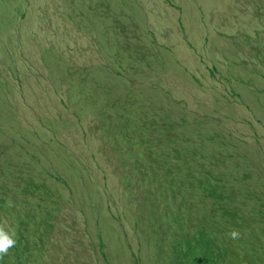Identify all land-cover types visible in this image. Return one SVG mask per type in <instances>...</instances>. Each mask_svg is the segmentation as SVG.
Returning a JSON list of instances; mask_svg holds the SVG:
<instances>
[{
    "label": "rangeland",
    "instance_id": "1",
    "mask_svg": "<svg viewBox=\"0 0 264 264\" xmlns=\"http://www.w3.org/2000/svg\"><path fill=\"white\" fill-rule=\"evenodd\" d=\"M0 197L40 264H264V0H0Z\"/></svg>",
    "mask_w": 264,
    "mask_h": 264
},
{
    "label": "trees",
    "instance_id": "2",
    "mask_svg": "<svg viewBox=\"0 0 264 264\" xmlns=\"http://www.w3.org/2000/svg\"><path fill=\"white\" fill-rule=\"evenodd\" d=\"M204 185L203 183L200 184V188L207 189V186L205 185L204 187ZM5 202L6 200L0 197V211L14 216L20 222L21 226L16 235L17 244L12 248L14 250L13 254L9 251L8 255L0 259V264H40V259L43 255V237L37 235L38 237L34 239L31 235L32 233H30L32 237L30 238L21 232L24 226L26 229L29 226L30 218L36 217L35 211H30V203H26V206L18 209L15 207H6ZM224 214L229 218H235L234 215H237L238 212L234 210L233 206L226 205ZM34 218L32 221H34ZM199 220L198 225H193L196 228L192 234L183 229L178 232L177 239L173 240V260L171 264H227L226 258L229 255L228 251L224 247H219L220 245L215 242V239L211 238V235H209L206 228L202 225L203 219L200 218ZM40 222H44L45 224V218L43 216ZM42 233L45 234V231H42ZM28 250H30V253Z\"/></svg>",
    "mask_w": 264,
    "mask_h": 264
},
{
    "label": "clouds",
    "instance_id": "3",
    "mask_svg": "<svg viewBox=\"0 0 264 264\" xmlns=\"http://www.w3.org/2000/svg\"><path fill=\"white\" fill-rule=\"evenodd\" d=\"M6 207L11 208L14 206L13 202L9 199L6 202ZM230 239L236 240L240 238V232L232 230L227 234ZM17 244L16 232L14 229L7 227L6 224H0V259L8 255L10 249L14 248Z\"/></svg>",
    "mask_w": 264,
    "mask_h": 264
}]
</instances>
